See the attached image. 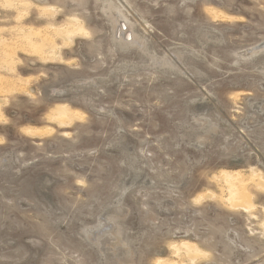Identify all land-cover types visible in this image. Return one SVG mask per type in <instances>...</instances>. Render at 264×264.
I'll use <instances>...</instances> for the list:
<instances>
[{"label": "rangeland", "instance_id": "rangeland-1", "mask_svg": "<svg viewBox=\"0 0 264 264\" xmlns=\"http://www.w3.org/2000/svg\"><path fill=\"white\" fill-rule=\"evenodd\" d=\"M0 78V264H264V0H0Z\"/></svg>", "mask_w": 264, "mask_h": 264}, {"label": "bare ground", "instance_id": "bare-ground-1", "mask_svg": "<svg viewBox=\"0 0 264 264\" xmlns=\"http://www.w3.org/2000/svg\"><path fill=\"white\" fill-rule=\"evenodd\" d=\"M216 13V12H215ZM219 18V17H218ZM71 27V26H70ZM73 27V26H72ZM63 30V29H62ZM75 30V29H74ZM74 30H64L62 33H66V35L68 34L69 36L70 35H74V33H75V31ZM54 31H58V30H54ZM53 31V32H54ZM84 32H85V30H83ZM29 32H31V31H29ZM28 32V33H29ZM34 32V31H33ZM32 32V33H33ZM51 32H52V30H51ZM84 32H83V34H84ZM32 33H30V34H27V31H23V30H21V32H20V35L22 36V39H24V40H27V42L29 43V44H31V47H32V45H33V47L36 45L35 43V41H37V40H40L42 43H44L45 44V42H47V41H49V39L47 40V38L45 37V38H41V37H43V36H40L39 34H38V36L37 35H35V34H32ZM45 33V32H44ZM50 33V32H49ZM61 33V32H60ZM81 33V32H80ZM86 33V32H85ZM48 34V33H47ZM53 34H55V32L53 33ZM75 34H78V33H75ZM43 35V34H42ZM45 35H46V33H45ZM56 35V34H55ZM54 35V36H55ZM58 35H60L59 34V31H58ZM62 35V37H63V34H61ZM65 35V36H66ZM68 35L66 36V37H68ZM49 36V34L47 35V37ZM66 37H64V39L66 38ZM75 37V36H74ZM76 37H77V35H76ZM126 37H128V35H126ZM19 38V37H18ZM69 38H71V40H72V37L70 36ZM69 38H66V40L67 39H69ZM59 39V38H58ZM63 39V38H62ZM24 40H22L23 42H24ZM47 40V41H46ZM54 40V39H53ZM70 40V39H69ZM70 40V41H71ZM69 41V42H70ZM26 42V43H27ZM52 41H50V43H51ZM56 42V41H55ZM64 42H67V41H65L64 40ZM25 43V42H24ZM49 43V42H48ZM53 43V42H52ZM51 43V44H52ZM47 44V43H46ZM51 44H49V46L51 45ZM59 44V43H58ZM71 44V43H70ZM2 45H4V44H2ZM9 45V44H8ZM7 45V46H8ZM55 45V43L53 44V46ZM37 46V45H36ZM35 46V47H36ZM48 45H47V47H44L45 49L47 48H49V49H51L50 47H49ZM52 46V45H51ZM57 46V45H56ZM56 46H54V48L52 47V49L51 50H46L45 51V54L44 55H52L51 57H53V53H55L56 52V54L55 55H57L58 53H57V51L55 50V48H56ZM5 47H6V45H5ZM19 47V46H18ZM23 47V46H22ZM22 47L20 48V49H22ZM28 47V46H27ZM30 47V49H33V48H31ZM41 47L42 46H40V47H38V49H41ZM58 48V47H57ZM30 49H28V50H30ZM36 50H35V52L38 50L37 48H35ZM42 49H43V47H42ZM6 50V49H5ZM44 50V49H43ZM22 51H23V49H22ZM31 51V50H30ZM40 51V50H39ZM39 51H37L36 53H38L37 55L39 56V57H41L42 56V54L39 52ZM31 52H34V49H33V51H31ZM25 53V52H24ZM40 53V54H39ZM5 54H8V53H5ZM4 54V55H5ZM32 54V53H31ZM33 54H35V53H33ZM13 55V54H12ZM41 55V56H40ZM9 57H10V54H9ZM48 56H46V58H47ZM50 57V58H51ZM58 57H59V55H58ZM42 58V57H41ZM8 59V58H7ZM15 59V58H14ZM53 59V58H52ZM45 60V59H44ZM47 60H49V59H47ZM51 60V59H50ZM11 61H12V59H11ZM10 61V62H11ZM7 63H9V62H7ZM13 68V67H12ZM12 70V69H11ZM12 72V71H11ZM0 80H2V78H0ZM2 82H4V81H2ZM9 83V82H8ZM15 83V82H14ZM2 84V83H1ZM5 85V84H4ZM3 84H2V86H4ZM15 85V84H14ZM13 86V85H12ZM16 86V85H15ZM8 87V86H7ZM14 87V86H13ZM2 88V87H1ZM12 88V87H11ZM21 88V87H20ZM3 89V88H2ZM1 89V90H2ZM5 89V88H4ZM15 89V88H14ZM13 89V90H14ZM5 91H8L7 89L5 90ZM10 91V90H9ZM8 91V92H9ZM19 91V90H18ZM17 92V91H16ZM1 93V92H0ZM1 108V107H0ZM71 109V108H70ZM69 109V107L67 106H61V107H57V109H56V111L54 112V113H52L51 115H52V119L54 120V122L55 123H57V122H59L60 124L59 125H65V122L66 121H68L69 119H71V117H73L72 116V114L73 113H75V112H73V111H71ZM0 113H2L1 111H0ZM75 117V116H74ZM78 117V116H77ZM51 118V117H50ZM51 119V120H52ZM52 120V121H53ZM69 121H71V120H69ZM68 121V122H69ZM73 121V120H72ZM43 131H44V129H43ZM26 133L27 134H29V135H33V137L35 136V135H40V134H42V132H41V130L40 129H33V128H27L26 129ZM223 176H222V180L224 181V183L229 187V189L228 190H230V199L228 200L230 203H231V205H232V203H235V205L236 206H238V203L240 202L241 203V201L243 202L244 201V199H246L247 198V195H246V193H245V191H243L242 193L240 192V190L238 189L239 187H237V186H241V185H239L240 183H242L241 182V180H240V176H241V174L240 173H235V174H233V173H230V172H223V174H222ZM258 178H259V185H262V186H264V179L261 177V176H258ZM236 181H237V183H236ZM245 184V183H244ZM243 186V185H242ZM240 187V188H243V187ZM245 186V185H244ZM227 187V188H228ZM260 187V186H259ZM244 189V188H243ZM245 190V189H244ZM243 204V203H242ZM193 246H191L190 244H188V243H184L183 244V248L182 249H184L185 250V252L186 253H188L189 255H191L192 253H194V252H196L195 250H192L193 248H192ZM177 249V248H176ZM175 250V249H174ZM180 250H181V248L180 249H177L176 251H178L179 253H180Z\"/></svg>", "mask_w": 264, "mask_h": 264}]
</instances>
